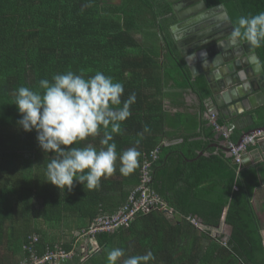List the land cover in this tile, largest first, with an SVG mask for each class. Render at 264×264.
<instances>
[{
	"label": "trees",
	"instance_id": "16d2710c",
	"mask_svg": "<svg viewBox=\"0 0 264 264\" xmlns=\"http://www.w3.org/2000/svg\"><path fill=\"white\" fill-rule=\"evenodd\" d=\"M205 1L225 5L234 26L239 17L264 11V0ZM176 22L168 0H0V264H23L61 247L73 250L67 264H107L106 252L114 247L128 255L151 251V264H264V217L253 203L264 183V160L240 166L223 146L247 131L235 128L225 137L211 122L209 81L192 75L171 31ZM255 50L264 67V46ZM68 71L85 77L101 71L123 83L122 99L135 93L132 115L113 134L118 153L135 146L145 125L151 129L134 173L117 171L94 190L79 183L61 190L47 182L46 165L55 154L41 149L35 130L18 124L15 90H40L41 79ZM187 90L200 98L192 108L185 104ZM165 100L185 109L172 113ZM250 114L248 131L264 127V105ZM225 116L218 112L216 123L227 127ZM99 140L89 137L79 146L99 149ZM146 159L148 186L169 211H140L129 226L95 234L98 248L83 253L80 234L98 216L127 204ZM225 212L227 234L218 229Z\"/></svg>",
	"mask_w": 264,
	"mask_h": 264
},
{
	"label": "clouds",
	"instance_id": "9594fccd",
	"mask_svg": "<svg viewBox=\"0 0 264 264\" xmlns=\"http://www.w3.org/2000/svg\"><path fill=\"white\" fill-rule=\"evenodd\" d=\"M233 40L253 48L264 46V11L239 17ZM39 89L21 86L14 98L22 117L19 126L26 132L35 130L41 149L55 154L46 165L47 182L61 190L71 191L75 183L94 190L117 171L128 176L139 167V145L151 129L145 125L135 146L121 153L114 141L113 134L120 133L136 102L135 93L122 99L123 83L101 71L87 77L68 71L53 75L51 81L41 79ZM89 137H100L99 149L91 143L79 146ZM106 260L107 264H151L155 256L151 251L128 255L124 248L114 247L106 252Z\"/></svg>",
	"mask_w": 264,
	"mask_h": 264
},
{
	"label": "water",
	"instance_id": "95a60500",
	"mask_svg": "<svg viewBox=\"0 0 264 264\" xmlns=\"http://www.w3.org/2000/svg\"><path fill=\"white\" fill-rule=\"evenodd\" d=\"M168 1L177 18L171 26L173 36L192 75L204 74L209 81L213 111L230 115L234 101L246 104L240 107L247 112L264 105V67L255 48L233 40L235 26L225 5L208 7L205 0ZM255 143L258 147L243 155L244 167L264 160V139Z\"/></svg>",
	"mask_w": 264,
	"mask_h": 264
},
{
	"label": "built area",
	"instance_id": "2783aa9c",
	"mask_svg": "<svg viewBox=\"0 0 264 264\" xmlns=\"http://www.w3.org/2000/svg\"><path fill=\"white\" fill-rule=\"evenodd\" d=\"M217 113L211 112L209 118L218 130L223 131L225 137H229L233 127L220 126L216 123ZM264 139V130L254 129L251 134L244 136L238 143L228 142V151L230 155L234 156L235 163L243 166V155L247 150L248 145L255 144L256 141ZM158 149L151 152L150 157L156 159L158 156ZM151 161L146 159L142 168L141 184L129 197L127 204L122 206L116 213L104 214L98 216L89 226L80 234L79 238H88L91 241L94 239L95 234L103 231H114L123 226H129L134 220L136 214L140 211L148 212L152 209H165L169 211L161 197L152 189L149 188L148 183L151 179L150 176ZM169 213V212H168ZM191 221L201 229H204L203 224L196 218H191ZM37 240V238H34ZM73 256V250L67 251L64 248L49 251L43 256L32 254L30 260L25 261L23 264H67Z\"/></svg>",
	"mask_w": 264,
	"mask_h": 264
},
{
	"label": "crops",
	"instance_id": "0c3cea01",
	"mask_svg": "<svg viewBox=\"0 0 264 264\" xmlns=\"http://www.w3.org/2000/svg\"><path fill=\"white\" fill-rule=\"evenodd\" d=\"M138 37H139V40H142V39L144 40V38L141 34H138ZM147 42L150 43L149 41H147ZM158 46H159V49L161 51V54L163 55L165 52L166 42L162 37H160V40L158 42ZM212 98H213V93H212V96L209 99H207V105L209 108V112L210 113L211 112L218 113V112H220L219 109L214 110V111L212 109V105H213V101H214ZM185 101H186L185 104L187 105V108H192L195 105L199 104L200 98L192 90H187L185 93ZM233 103H234L233 104L234 105V111L230 112V115L228 113H226L227 115L225 114L227 116V117L225 116L226 120H227V128L226 129H230V127H233L232 130L237 128V129L244 130V131L248 132L247 128L253 123V119L251 118L253 116L250 114L249 111L247 112L245 108L240 107V106L244 107L246 105L242 101L241 102L240 101H234ZM233 105H232V107H233ZM165 108L168 109L169 111H171L172 113H175L178 110L185 109V108H182L179 106H174V105L172 106L170 100H165ZM232 114L234 116H232ZM261 140H263V139H261ZM223 146L227 147V143H223ZM253 203H254L255 207L258 209V211H260V214L263 218L264 217V183H262L261 188H259V190L256 191L255 196L253 198ZM225 218H226V212L223 214L221 226H220V228H218L219 231L221 230V232L223 230H226V229L230 231V226H228L226 224ZM263 224H264V220H263ZM262 234L264 237V229L262 230ZM77 247L83 253H90L94 249L98 248V244H97V241H90V239H79L78 243H77Z\"/></svg>",
	"mask_w": 264,
	"mask_h": 264
},
{
	"label": "rangeland",
	"instance_id": "374dc122",
	"mask_svg": "<svg viewBox=\"0 0 264 264\" xmlns=\"http://www.w3.org/2000/svg\"><path fill=\"white\" fill-rule=\"evenodd\" d=\"M217 232V231H216ZM219 232H221V230L219 231ZM224 233H228V230L226 229V230H224ZM80 239H88V238H80ZM91 241V240H90Z\"/></svg>",
	"mask_w": 264,
	"mask_h": 264
},
{
	"label": "flooded vegetation",
	"instance_id": "af4514ba",
	"mask_svg": "<svg viewBox=\"0 0 264 264\" xmlns=\"http://www.w3.org/2000/svg\"><path fill=\"white\" fill-rule=\"evenodd\" d=\"M218 16H219V14H218ZM225 29H226V30L229 29V26L225 25Z\"/></svg>",
	"mask_w": 264,
	"mask_h": 264
}]
</instances>
